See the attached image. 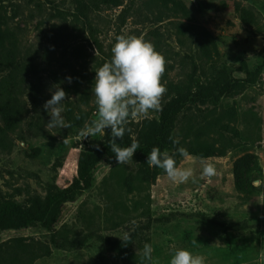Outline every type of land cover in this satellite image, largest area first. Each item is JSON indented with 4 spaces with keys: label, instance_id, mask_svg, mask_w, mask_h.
Masks as SVG:
<instances>
[{
    "label": "rangeland",
    "instance_id": "1",
    "mask_svg": "<svg viewBox=\"0 0 264 264\" xmlns=\"http://www.w3.org/2000/svg\"><path fill=\"white\" fill-rule=\"evenodd\" d=\"M121 3L88 4L100 48L83 19L57 16L56 8L74 13L75 0H0L17 43L12 75L8 70L16 111L0 113V203L31 204L62 191L77 177L81 155L111 138L110 129L94 138L81 131L97 117L94 70L110 60L121 34L151 41L166 60L160 109L128 121L124 136L132 142L153 136L178 92L241 81L249 76L242 62L261 74L242 93L192 100L175 120L179 144L161 151L192 169L187 182L150 167L140 149L127 164L102 159L90 187L63 204L51 228L0 232V264H145V243L158 264H169L177 248L202 255L205 264H264V0ZM54 84L67 94V128L47 127L43 105ZM203 162L214 165V176L201 175Z\"/></svg>",
    "mask_w": 264,
    "mask_h": 264
},
{
    "label": "clouds",
    "instance_id": "2",
    "mask_svg": "<svg viewBox=\"0 0 264 264\" xmlns=\"http://www.w3.org/2000/svg\"><path fill=\"white\" fill-rule=\"evenodd\" d=\"M165 66V57L156 50L151 41L134 34L119 35L111 48L110 60L94 70L96 74L92 92L97 106V117L85 124L81 135L84 138H94L103 134L105 129H110L111 139L108 146L115 154L116 163L127 164L132 160L140 148L139 142L133 141L129 146H121L117 141H122L125 132L130 131L126 128L130 119L147 115L150 110L160 109L161 98L166 92L162 83ZM67 81L71 83L72 77H67ZM49 92L51 98L43 105L50 116L47 127L67 128L62 115L67 94L59 84L52 85ZM169 139L173 144H179V140L172 136ZM177 151L183 158H190L187 149L180 147ZM146 163L150 167L163 170L175 183H185L193 176L191 168L178 166L175 154H170L167 150L161 151L159 147L152 148ZM215 174L214 165L203 162L201 175L211 177ZM128 239L127 236L122 238L125 242H128ZM153 252L151 243L143 245L141 254L145 264H158ZM169 264H205V259L189 249L177 248L171 254Z\"/></svg>",
    "mask_w": 264,
    "mask_h": 264
},
{
    "label": "trees",
    "instance_id": "3",
    "mask_svg": "<svg viewBox=\"0 0 264 264\" xmlns=\"http://www.w3.org/2000/svg\"><path fill=\"white\" fill-rule=\"evenodd\" d=\"M88 4L94 6L115 5L120 6L121 0H75V12H67L56 8L57 16L64 17L72 15L83 19L88 26L90 33L95 39L98 47L102 44L95 35L96 27L93 25L89 14ZM7 21L0 12V72L4 73L0 81V113L3 116H12L16 111L14 103V93L9 88L10 68L16 61L17 43ZM241 68L244 69L249 76L240 80L234 79L232 83H206L200 86L198 90L188 89L178 92L177 96L170 101L162 110L159 127L153 136L147 133H141L139 138L140 150L148 156L153 147L162 149L165 145L171 144L173 137L172 128L175 120L192 100H199L203 104L209 103L212 99H220L226 95L242 93L247 87L256 83L261 74V67H257L254 71L247 70L246 63L242 62ZM17 85V84H16ZM16 88V87H15ZM72 112V109H69ZM111 138L105 141L95 143L92 148L84 152L78 162V175L74 181L62 191L49 195L44 201L35 203H18L14 200H5L0 203V232L4 230H18L28 227L34 223H40L47 228H51L55 224L62 213L63 204L67 200H73L76 193L87 189L91 185L92 172L102 159H115V154L111 152L108 143ZM121 146H129L132 141L129 137L124 136L122 141L118 140ZM99 145V147H96Z\"/></svg>",
    "mask_w": 264,
    "mask_h": 264
}]
</instances>
